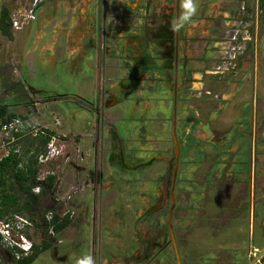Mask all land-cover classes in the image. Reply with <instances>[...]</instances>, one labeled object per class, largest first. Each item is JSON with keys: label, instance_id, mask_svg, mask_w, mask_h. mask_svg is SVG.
Instances as JSON below:
<instances>
[{"label": "rangeland", "instance_id": "1", "mask_svg": "<svg viewBox=\"0 0 264 264\" xmlns=\"http://www.w3.org/2000/svg\"><path fill=\"white\" fill-rule=\"evenodd\" d=\"M51 1H39L34 7V18L12 29L11 14L21 19L19 12L30 6L31 0H0V6H6L9 11L7 33L3 34H10L11 30L14 33L11 45L6 43L9 38H0V102L8 103L17 113H25L34 126H45L59 136L54 140L59 152L44 163H35V176L47 172L55 175L53 189L45 188L35 198L32 212L17 211L36 220L30 231L34 242L37 244L44 238L48 245L39 248L29 262L22 264H75L83 255H92L96 264H175L166 223L175 157L177 172L172 179L174 205L170 224L183 257L180 264H188L192 231L196 230L194 214H190L189 208L193 202L194 205L203 202L199 198L202 191L197 189L205 186L206 151H234L242 146L240 150L244 151L236 153L234 158L244 159L248 150L244 146L247 145L245 138L256 137L260 151L258 179L264 186V0H198V14L178 32L177 62L173 66L170 62L168 68L162 64V42L157 48L150 45V40L144 38L143 25L131 29L132 21L121 15V11L128 9L129 0H111L119 8L116 17L122 25H108L105 30H98L97 37L103 42L93 38V28L98 24L102 28L106 21L101 14L97 17L96 8L92 12L83 11L85 0H58L54 9ZM96 2L101 5L110 0ZM130 2L137 11L133 10V18H138L136 23L144 24L145 19L151 33L162 25V33L175 39L171 25L176 13L179 15L181 11V0L174 9L176 12L174 0ZM66 4L74 6L65 13L69 15L68 22L74 20L76 24L65 39L64 35L56 36L59 38L56 50L55 36L51 37L50 29L44 28L48 37L39 41L35 29H43L53 9L60 13ZM81 4L83 12L76 8ZM93 5L91 1L90 6ZM157 9L165 13V21H156ZM89 14H94V18ZM141 17L144 19L140 20ZM78 23L91 25L83 31ZM133 36L141 49L146 47L141 45L144 42L150 49V59L144 65L138 63L140 52L123 45L125 41L135 40ZM77 39L81 43L76 44ZM163 43L166 45V41ZM29 45L36 49L26 59ZM169 49L166 48L167 55ZM123 51L132 58L124 60ZM172 78L177 85L173 128ZM110 92H115L119 99L115 105ZM34 97L40 102L27 100ZM95 101L99 104L97 112L93 110ZM110 110H115L113 120H110ZM93 113L104 124V136L108 120L119 134L120 150L111 154V162L105 158L107 143L111 140L104 136L96 146V164L89 147L87 162L81 159L82 155L78 156L82 151L85 153V146L93 144L92 135L88 137ZM95 129L94 125L93 132ZM28 140L30 147L36 142V138L27 136L21 146L27 145ZM182 142L185 149L190 147L189 154H184ZM80 162L84 165L79 166ZM214 184L217 194L231 190L230 180L220 178V183ZM49 210L69 214L67 224L52 235L43 227L44 215ZM198 224L200 231L207 225L202 220ZM154 233L158 240L165 241V247L161 251L151 248L143 258L140 256L143 239ZM202 244L203 239L198 236V247ZM203 253L206 251L198 256L197 252L195 260L199 262ZM15 260L0 246V264H18Z\"/></svg>", "mask_w": 264, "mask_h": 264}, {"label": "flooded vegetation", "instance_id": "2", "mask_svg": "<svg viewBox=\"0 0 264 264\" xmlns=\"http://www.w3.org/2000/svg\"><path fill=\"white\" fill-rule=\"evenodd\" d=\"M39 1L41 0H34V2L32 3V6H31L32 18L31 19L34 18V13H33L34 7ZM91 1L94 2L93 7L90 6ZM59 2L60 1L58 0L51 1V5H53L54 9H56L57 7L56 5ZM85 2H86L85 9L83 11L90 10V12H92L93 9L96 8L97 17H99L101 14L103 19L104 17L106 18V21H104L102 24V28H100V25L98 24L97 28H93V31H92V33H94L93 38H97L99 42L101 41L103 42L104 40L99 39V37H97L98 30L103 31L106 29V27L108 28V25H110V27L122 25L121 21H119V19L116 17V13L118 12L119 8L114 6L115 4H112L114 1H111V0H110V3H107V4L106 2H103L101 4L103 7H100L101 5H98L96 0H85ZM174 2H175V5L173 7V10L176 7L178 8L179 0H174ZM68 6L69 5L66 4V7L62 9L63 11H60V13H57L56 10L53 9V15L46 20L47 25L43 26V29L41 28L42 30L40 28L35 29V37L39 38L38 41L43 37H48L44 28L50 29V33L52 35L51 37L55 36L53 37L54 42L57 44L55 49L56 50L59 49V43H58L59 38L56 39V36L61 37L62 35H64V39H65V37H68L67 33L71 32L72 28H75L74 24H76L74 20H72L74 23L68 22L69 15L67 17L65 10L67 11V9L69 8L68 11H70L71 10L70 8L74 7V6H69V7ZM83 7L84 6H82V4L79 5V7L78 5L76 6V8H78L79 11L81 12H83L82 11ZM90 7L91 9H89ZM105 7L107 8V10L105 9ZM111 7L113 8L110 9ZM76 8H74L75 13H76ZM134 8L133 6H131V2L129 0L128 9L121 11V15L126 20L129 19V21H132L131 29H133L134 26L136 27L137 25H139L141 27L143 25L144 38L146 40H150L151 42L150 45H153L157 48L159 46L157 44L162 42L161 43L162 48L160 50V54L164 58V62L162 64L163 66H167L168 68L170 66V62H172V66H173V64L177 62V47H178V32L179 31L175 32V39L173 37V40L170 38L168 34H165V35L163 34L166 32L162 33V28L164 27L162 25L158 26L157 29H155L151 33V31H149V26L143 17L139 19L140 20L144 19L143 21L144 24H142L141 21L139 23L135 22L136 19L138 18L136 19L133 18V10H135ZM100 9H102L103 11H100ZM176 11L177 10H174V12ZM109 14H110V21H107ZM176 15L178 16L177 13ZM59 17H60V21H59ZM89 17L91 19L94 18V14H89ZM154 17L157 22L158 21L163 22L165 21L166 15L160 9H157V11L154 13ZM71 25L73 26L71 27V29H69ZM78 25L84 31V29L86 30V27L91 24L87 25V24L78 23ZM133 39L135 40L128 41V42L125 41L126 44L123 43V45L130 47V49L133 50L134 52L136 50L140 52V55H137V57L141 58V60L138 61V63H141L142 65H144L143 64L144 62H148L150 49H148V46L146 45L145 42L141 44L142 46H146L145 49H141V47L137 45L136 43V36H133ZM48 41L51 42L52 39L50 38V40ZM76 41H77L75 42L76 44L81 43L79 39H77ZM163 41H166L165 43L166 45H164ZM167 47L168 48L170 47L171 49V51L169 49V55H167L168 54L166 50ZM34 48L36 49V46L29 45V49L25 51L26 59L28 55L30 57L31 50ZM101 51L102 50H100V52ZM100 52L98 54H100ZM106 52L107 50L105 51V53ZM122 54L125 56L124 60H130L132 58L131 56L127 54V52L125 53L123 51ZM134 62L136 63V60ZM70 63L73 65L74 61H70ZM144 68L146 70H149V66L148 67L146 66ZM176 86L177 85H176L175 79L173 80L172 78L171 94H173V98H172V104L170 105L171 110H172V115H171V120L173 123V126L171 123L172 128L174 127L175 120H176V117L173 115V111L175 109L174 106L176 103L175 102L176 101L175 99L176 98L175 97L176 96V88H175ZM188 86H189V83H188ZM143 88H146V87H143ZM143 88H140L139 91L141 92ZM125 89L127 90L126 87ZM141 93L144 96V93L143 92ZM115 95H116L115 92H110V96H113L110 99H113V98L115 99L114 100L115 102L113 103V105H115V103L119 101V99ZM27 100H34V102L36 100V102H40V101H37V98L36 99L29 98ZM105 102L106 101H104V103ZM136 102L134 101L133 103L137 104ZM98 105L96 104V101H95V107L93 109L95 112H97L96 106ZM135 107L136 105H134V108ZM88 108H89L88 109L89 111L92 107L90 106ZM114 114H115V110H110V120L111 119L113 120L115 116ZM87 115L89 116L88 112H87ZM90 116H92V114ZM126 116H128V114H126ZM94 117L95 116L93 113V116L91 117L92 122L89 121L92 124L91 125L89 123L91 131L88 133V137L92 135L93 144L92 146L91 144L90 145L88 144L89 146L88 145L85 146L84 147L85 153L82 154L83 152L82 151L78 155V156L82 155L81 159L84 161V163L87 162V153L89 152V148H90V151L92 153V160H94V164H96L95 162L97 160L96 159V146L98 144V140L102 141L104 140V137L108 138V140H111L110 144L107 143L108 149H107V154L105 155V158H107V160H110L111 154H116L120 150V148L118 147V145L120 146L121 144L118 138L119 134H116L115 130H113V128L111 127L113 125L112 123H110V120H108V123H107L108 126H106V136H104V124L102 122L100 123L99 121H97V119H95L97 117L95 118ZM94 119H95V122H94ZM56 123L59 124V127L61 128V123L59 122V120L56 119ZM94 125L96 126V129L93 132ZM98 125H99V130H98ZM47 129L48 128L46 127L45 133H47ZM75 132H78V131H75ZM80 132L81 134H84L85 136L87 135L86 132H82V131ZM51 134L54 135V140L56 138L59 139V136H57V134H55L53 131L49 133V137ZM129 134H130V131H129ZM199 141L200 140L198 139L196 143ZM241 142L242 141H240L237 145H240ZM112 143L114 144L112 145ZM245 143H247V145L245 144L244 146H247L248 150L245 152L247 154V158H244V159L234 158L236 153H239V152L242 153L244 151L243 149L240 150L242 146L238 147L239 151H237L238 149L234 151L229 150V149L206 151L207 156L205 157V160L203 161V168L205 172L203 176V180H204L205 186L202 189H197V191L198 190L202 191L201 196H199V198H201L203 202L202 204H199V205L198 203L194 205V202H193L192 206L189 208L190 214H194L193 220L196 221L194 224L196 230L192 231L193 238L192 240H190V244H189L188 264H264V186L261 185V182H259V179H258L259 178L258 176L259 157L258 156L260 154V151L258 150V141L256 137L247 136L245 138ZM182 145L184 148V151H183L184 154L185 153L189 154L188 148L190 147L187 146L185 149L183 142H182ZM178 158L180 157L178 156ZM175 159H174L173 167L171 170L172 177H171V184L169 188V197H170L171 202L169 204V208L167 209L168 214H167L166 223H167V234H168L167 239H169L171 243V249H172L171 254L175 256V261H176L175 264H180V261H183V257L180 253V250L177 248L176 238L173 234L172 225L170 224L171 216H172V208L174 205L173 203L174 200L172 201L173 186H174L173 180L175 177V173L177 172V168L175 165L176 164ZM84 163L80 162L78 165L79 166L84 165ZM222 173L223 175L221 176ZM226 175H231V178H229ZM220 178L230 180V183H231V190L227 191L226 189L224 194H221L220 192L219 194H217L216 189H215L216 186L214 182L220 183ZM198 194L199 193L196 192V195ZM145 212H148V209H146ZM147 214L149 215V213ZM199 220H202L203 222L206 221V224H207L205 225V228L202 231L198 230L200 229L199 224H198ZM155 233L150 236L144 237V239L141 238V240L142 239L144 240V248H143V252H141L142 253L140 255L141 257L144 258L146 255V252H149L147 250L151 248H153L155 251H161L165 247L164 246L166 244L165 241L158 240L159 238H157V234ZM198 236H201V238L203 239V244L202 246H199V247L197 245ZM211 236L214 238L213 241H211L212 240L210 238ZM215 250H217L218 252H215ZM53 251H55V249ZM202 251L204 252L206 251V253H203L204 254L203 258L198 262L195 260L196 253L198 252V256H200Z\"/></svg>", "mask_w": 264, "mask_h": 264}, {"label": "trees", "instance_id": "3", "mask_svg": "<svg viewBox=\"0 0 264 264\" xmlns=\"http://www.w3.org/2000/svg\"><path fill=\"white\" fill-rule=\"evenodd\" d=\"M8 18L9 11L7 7L4 5L0 6V31L2 33H7ZM8 105V103L0 102L1 118L12 115H17L23 119L28 118L25 113H17L11 110ZM51 132L52 130L47 129V133L40 134L37 132L35 136H32V138H36V142L32 146V153L26 155V151L31 146V141L28 140L29 143L23 146V153L20 155H16L15 152L10 150L0 158V215L8 211H20L22 209L32 212L35 207V198L39 194H43L45 188H49L50 191L53 189L55 183V175L53 173L47 172L41 180L35 178L37 165L34 158V154L43 148ZM25 140H27L26 136L23 142ZM37 183L40 185L39 191L36 193L32 192L31 187ZM68 221L69 214L66 212L60 215L52 212L51 218L47 222L43 220L45 225H51L54 232L61 229ZM35 223H37L36 220ZM47 245L48 241L44 238L39 239L37 244L33 242L31 252L26 256L16 259V263L29 262L37 254L39 248H45Z\"/></svg>", "mask_w": 264, "mask_h": 264}, {"label": "built area", "instance_id": "4", "mask_svg": "<svg viewBox=\"0 0 264 264\" xmlns=\"http://www.w3.org/2000/svg\"><path fill=\"white\" fill-rule=\"evenodd\" d=\"M34 0H31L30 6H28L23 12H19V17H14L13 13L10 16V26L12 29H17L22 23H25L28 19L32 18L31 6ZM46 127H36L28 118H21L17 115L0 117V158L6 155L10 150L15 152L16 155L23 153V147L21 143L26 136L36 135V131L40 134L45 133ZM54 135L51 134L49 139L43 145V148L34 154L36 163H44L55 156L59 148L54 143ZM33 152V148L29 147L26 151V155ZM44 178V175L36 176L37 180ZM39 183L34 184L31 190L38 192ZM54 211H47L43 220L47 222ZM56 213V212H55ZM58 214V213H56ZM60 215V214H58ZM36 225L35 221L31 220L27 216L17 212L11 211L5 212L0 215V246L2 249L12 256L14 259L21 258L28 255L32 250L33 238L30 236V231ZM44 228L52 235L54 230L51 225H45Z\"/></svg>", "mask_w": 264, "mask_h": 264}, {"label": "clouds", "instance_id": "5", "mask_svg": "<svg viewBox=\"0 0 264 264\" xmlns=\"http://www.w3.org/2000/svg\"><path fill=\"white\" fill-rule=\"evenodd\" d=\"M180 8L181 11L179 15L171 25V28L174 32H178L186 24L190 23L193 17L198 14V0H181ZM75 264H96V260L92 255H83L75 260Z\"/></svg>", "mask_w": 264, "mask_h": 264}, {"label": "crops", "instance_id": "6", "mask_svg": "<svg viewBox=\"0 0 264 264\" xmlns=\"http://www.w3.org/2000/svg\"><path fill=\"white\" fill-rule=\"evenodd\" d=\"M12 31V30H11ZM10 31V34H3L1 31H0V38L2 39V38H4V37H6V38H9L8 40H6V43H8L9 45H11L12 43H13V36H14V33H13V31L11 32ZM3 41H5V39H3ZM3 46V45H2ZM3 47H5V45L3 46Z\"/></svg>", "mask_w": 264, "mask_h": 264}]
</instances>
